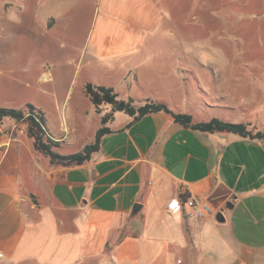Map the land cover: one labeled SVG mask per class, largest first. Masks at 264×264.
<instances>
[{"label":"crops","instance_id":"1","mask_svg":"<svg viewBox=\"0 0 264 264\" xmlns=\"http://www.w3.org/2000/svg\"><path fill=\"white\" fill-rule=\"evenodd\" d=\"M25 3L17 31L64 36L65 62L78 58L87 68L80 93L92 115L88 84L136 106L165 104L196 124L216 118L264 131L253 114L234 120L250 111L227 100L243 81L235 65L200 59L193 43L198 31L214 34L224 11L228 23L249 8L264 20V0ZM14 16L11 3L0 7V31ZM32 105L61 155L81 152L103 126L102 116L70 123L56 97ZM108 127L99 150L69 167L53 165L27 134L0 139V264H264V141L193 130L166 112L139 120L117 112ZM187 198L212 213L193 215Z\"/></svg>","mask_w":264,"mask_h":264},{"label":"rangeland","instance_id":"2","mask_svg":"<svg viewBox=\"0 0 264 264\" xmlns=\"http://www.w3.org/2000/svg\"><path fill=\"white\" fill-rule=\"evenodd\" d=\"M5 3H11L15 14L11 19L15 25L0 31V104L20 109L28 103H55L56 97L64 117L70 123L81 124H89L110 113L108 106L102 105L99 112L96 109L98 114L94 111L92 115L89 99L80 93L87 68L78 58L65 62L64 36H55L54 32L51 35L49 31H17V14L26 6L25 0H0V7ZM254 12L249 8L244 20L237 16L239 19L234 17L228 23L223 18L227 14L224 11L220 20L222 25L217 20L214 22V34L205 29L198 31V38L195 35L193 39L201 49L200 59L231 61L238 76H242V82L232 84L233 90L227 100L250 111L239 113L234 118L236 122L245 120L247 114L264 120V20L252 19ZM205 23L208 25L209 22L206 20ZM222 26L226 27L225 31ZM92 107L94 109V105ZM123 115L118 113V118ZM1 129L12 137L27 134L26 124L9 120Z\"/></svg>","mask_w":264,"mask_h":264},{"label":"trees","instance_id":"3","mask_svg":"<svg viewBox=\"0 0 264 264\" xmlns=\"http://www.w3.org/2000/svg\"><path fill=\"white\" fill-rule=\"evenodd\" d=\"M85 92L98 112L102 105L109 106L111 111L102 117L103 126L98 131L95 141L87 145L81 152L68 155L59 154L56 149L61 145L59 142L55 141L48 132L47 120L44 113L32 104H27L20 109L0 108V128L3 127L6 120L13 121L17 124H26L27 134L29 138L33 140L35 150L45 155L53 165L66 167L85 163L99 150L102 137L110 132L108 124L113 120L114 114L117 112H124L134 117L135 120H139L148 114L166 112L172 115L175 122L193 130L211 133L228 132L250 139L264 141V131L252 127L251 124L228 123L216 118L211 119L207 123L196 124L193 123L192 116L176 113L162 103L147 101L140 106H136L131 99L127 101L121 100L112 88L104 86L97 87L88 84L85 88ZM4 132L5 134L8 133L5 130Z\"/></svg>","mask_w":264,"mask_h":264},{"label":"built area","instance_id":"4","mask_svg":"<svg viewBox=\"0 0 264 264\" xmlns=\"http://www.w3.org/2000/svg\"><path fill=\"white\" fill-rule=\"evenodd\" d=\"M184 204L190 209L191 213L195 216H203L212 213V208L210 207V205L202 201H197L194 198H187ZM180 205V202L174 200L172 201L170 206L174 211H178L180 209Z\"/></svg>","mask_w":264,"mask_h":264},{"label":"water","instance_id":"5","mask_svg":"<svg viewBox=\"0 0 264 264\" xmlns=\"http://www.w3.org/2000/svg\"><path fill=\"white\" fill-rule=\"evenodd\" d=\"M4 135H5L4 131L0 128V139H1L2 137H4ZM140 208H141V205L136 204V205H135L134 212L137 213L138 210H139ZM218 219H219V220H222V221L224 220V218L222 217L221 214L218 216Z\"/></svg>","mask_w":264,"mask_h":264}]
</instances>
